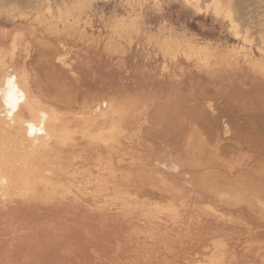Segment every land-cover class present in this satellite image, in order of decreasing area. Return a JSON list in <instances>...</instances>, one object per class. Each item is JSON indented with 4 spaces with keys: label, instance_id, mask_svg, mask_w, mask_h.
Returning <instances> with one entry per match:
<instances>
[{
    "label": "bare ground",
    "instance_id": "1",
    "mask_svg": "<svg viewBox=\"0 0 264 264\" xmlns=\"http://www.w3.org/2000/svg\"><path fill=\"white\" fill-rule=\"evenodd\" d=\"M68 1L0 0L18 5L8 17L33 16L0 27V240L66 244L65 226L86 211L155 247L136 251L143 264H264V0H186L209 31L186 20L155 44L143 10L114 13L94 37L92 10L81 28L60 9ZM51 4L59 12L48 16ZM81 42L116 59L114 80L79 69L71 49ZM30 154L57 177L37 174V162L18 174ZM36 202L65 203L70 217L24 223L5 210Z\"/></svg>",
    "mask_w": 264,
    "mask_h": 264
},
{
    "label": "rangeland",
    "instance_id": "2",
    "mask_svg": "<svg viewBox=\"0 0 264 264\" xmlns=\"http://www.w3.org/2000/svg\"><path fill=\"white\" fill-rule=\"evenodd\" d=\"M117 1V3H116ZM132 3H131V2ZM77 0L76 2L68 1L66 5H61L62 12L64 16L70 18V21L73 22L77 19H80L76 25L83 28L84 26L89 29V16H91L92 10V28H90L89 33H93L94 37L100 35V31L109 32L112 30V26H108L112 20H114V13H118L117 18H122L124 12L128 9L143 10L144 14V22L145 31L147 35L151 37V42L160 41L166 30L169 31L170 28H175L177 33H181L183 31L181 24L188 20V22L194 21L195 23H201L205 26L204 29L209 31L208 28L212 26V22L205 21L203 19L199 20L197 17L193 5L188 3L186 0ZM135 1V2H134ZM128 2V3H127ZM12 3V2H11ZM8 3L7 7H4L3 10L0 9L2 15H0V27L10 29L14 25V21L16 23H20L22 21L31 22L33 16L29 15L30 13H26V18L18 17L11 18L6 14L9 13L7 11H12V14L18 15L19 8L16 3ZM201 6H209L207 3L204 4L202 1H199ZM11 4V5H9ZM135 4V5H134ZM199 4V5H200ZM128 5V6H127ZM134 5V7H133ZM137 5V6H136ZM11 6V7H10ZM213 3L210 4L208 11H213ZM10 7V9H9ZM20 7V6H19ZM123 7V8H122ZM2 8V7H1ZM11 8L13 10H11ZM114 8V9H113ZM127 8V9H126ZM131 8V9H130ZM9 9V10H8ZM43 12L50 16L58 13V7L54 4L44 6ZM192 9V10H191ZM111 10V11H110ZM113 10V11H112ZM3 11V12H2ZM14 11V12H13ZM207 11V9H206ZM0 13V14H1ZM6 13V14H5ZM106 14V15H105ZM179 14L181 16H179ZM22 15V14H21ZM20 15V16H21ZM7 16V17H6ZM179 16V17H178ZM9 19V20H8ZM110 21V22H108ZM151 22V23H150ZM25 23V22H24ZM161 23V24H160ZM189 28L191 31L195 33L204 34L202 29L197 24H190ZM263 23V21H262ZM152 24V25H151ZM155 24V25H154ZM173 24V27H172ZM205 24V25H204ZM166 25V26H165ZM169 25L171 26L169 28ZM147 26V27H146ZM160 26V27H159ZM164 27V28H163ZM166 27V28H165ZM178 27V28H177ZM123 28V27H122ZM169 28V29H168ZM178 29V30H177ZM180 29V30H179ZM127 31V32H126ZM134 30L132 27L125 28L123 33L134 34L131 32ZM157 31V32H156ZM160 31V32H158ZM179 31V32H178ZM163 32V33H162ZM208 34V33H206ZM210 35V34H209ZM212 35V34H211ZM214 36H217L216 34ZM165 38V36H164ZM163 40V39H162ZM214 41V38H211V41ZM209 42V41H208ZM142 45H145L147 48L150 46L147 40L141 41ZM71 56L74 57L75 61L79 65V69L83 73H94V75L99 76V80H104L105 82H109L110 80H114L116 78L115 71L118 70V65L116 64V59L112 58L106 54L102 49L97 50L92 47H83L81 42L80 46H74L71 49ZM36 52V51H35ZM33 52L32 55L36 53ZM114 60V61H113ZM1 78V76H0ZM88 100L93 98V95H88ZM264 126V124H263ZM19 128V125L17 126ZM23 128V127H22ZM28 137L29 135L25 133ZM35 137L44 138L42 133H37L34 135ZM30 142L22 141L19 145L28 146ZM25 147L22 149L26 150ZM40 151H43L40 149ZM31 157L26 158L22 162L17 161V172L20 175H24L28 173L30 164L37 162L35 172L40 174L41 177H44L45 180L49 178H56L57 174H53L55 168H51L45 160L38 159V154H30ZM16 157V155H15ZM41 161V162H40ZM40 162V163H39ZM78 169L77 166L72 167L71 171ZM83 169V168H82ZM78 172L84 173V170H79ZM77 178V175H76ZM68 203V202H66ZM1 204V203H0ZM22 204V203H21ZM31 207L27 204L17 205L11 204L5 208L8 212L9 217H13L12 213H16L15 217L20 218L21 222L26 223L27 220H31L32 223L37 221L46 220V218H62L65 222L66 219H69V214L67 212V206L65 203H62L61 209L56 210L54 208V203L49 204V208L45 203L36 202L31 203ZM13 206V207H12ZM54 208L53 210H51ZM76 209V208H75ZM48 210H51L48 212ZM86 210V209H85ZM3 212L0 207V230L4 231L5 226L3 223ZM49 216H48V215ZM76 217V218H75ZM45 218V219H44ZM74 220L71 223H67L65 230H67L64 234L65 243H53L47 245L45 242H42V236L37 234L39 238V242L36 244H30L29 242H24L22 245L12 244L11 241H6V235L10 232H7L6 235L3 234L2 241L0 240V264H143L141 262V258L138 256V249H150L148 251H152L155 247H139V245L135 242L137 240V236L132 233V230L128 228L127 225L122 226L120 223H110L103 222L98 214H89L86 211L81 212L79 216H72L70 218ZM47 221V220H46ZM134 240V242H130V246L124 245L120 249L113 247V244L110 241L116 242ZM34 240V237H33ZM142 243H144V237L141 239ZM8 243L7 245H5ZM21 247L18 251L22 250V247H30L32 249L30 256H24L23 252H12L11 247ZM6 246V247H3ZM142 246V244L140 245ZM29 249V248H28ZM7 251V252H6ZM11 251V252H10ZM122 252L120 257L116 256L115 252ZM124 252V253H123ZM12 254V255H11ZM109 256L112 260H107L106 257ZM139 257V258H138Z\"/></svg>",
    "mask_w": 264,
    "mask_h": 264
},
{
    "label": "crops",
    "instance_id": "3",
    "mask_svg": "<svg viewBox=\"0 0 264 264\" xmlns=\"http://www.w3.org/2000/svg\"><path fill=\"white\" fill-rule=\"evenodd\" d=\"M7 237V240L6 241H11V243L12 244H14V240L11 238V237H9V236H6ZM3 240V239H2ZM6 244H8V243H6ZM10 245V244H9Z\"/></svg>",
    "mask_w": 264,
    "mask_h": 264
}]
</instances>
